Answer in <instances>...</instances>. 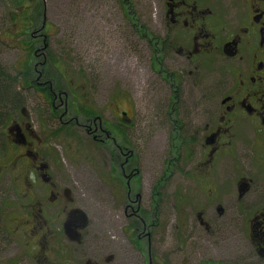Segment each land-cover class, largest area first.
Listing matches in <instances>:
<instances>
[{"label": "rangeland", "instance_id": "1", "mask_svg": "<svg viewBox=\"0 0 264 264\" xmlns=\"http://www.w3.org/2000/svg\"><path fill=\"white\" fill-rule=\"evenodd\" d=\"M26 2L29 10L24 13L17 0H0V138L9 124L28 127L35 153L74 193L76 207L86 217L90 244L95 246L104 228L111 245L107 247L115 250L119 264L121 258L123 264H147V245L151 264H260L250 254L246 221L248 208L262 201L258 194L264 176L246 168L252 163L249 157L235 161V168L227 163L212 184L211 177L203 182L194 176L195 167L200 169L199 147L173 140L169 79L154 73L149 36H140L151 32L153 0H126L124 5L123 0ZM164 57L170 68L183 66L184 60L172 53ZM36 72H41L39 83L52 79L60 90L87 93L96 113L117 100L134 117L135 126L125 129V138L138 170L137 219L122 216L129 201L110 172L115 166L113 142L94 145L89 122L80 119L76 125L70 120L67 126L66 118L59 121L58 108L50 115L32 86ZM197 74L202 75L197 86L195 76L180 75L182 94L172 116L187 136L203 130L214 109V78H207L205 70ZM101 115L112 121L109 112ZM239 175L253 181L243 201L237 200L234 184ZM131 223L138 225V234L151 233L150 241L134 237L138 242L131 244L124 235Z\"/></svg>", "mask_w": 264, "mask_h": 264}, {"label": "flooded vegetation", "instance_id": "2", "mask_svg": "<svg viewBox=\"0 0 264 264\" xmlns=\"http://www.w3.org/2000/svg\"><path fill=\"white\" fill-rule=\"evenodd\" d=\"M22 2L28 8L26 0ZM152 6L155 17L149 26L151 34L147 31L140 36H149L154 73L169 79L167 113L177 136L173 140L199 147L200 169L195 167L194 176L203 177V182L211 177L212 184L227 163L235 168V161L244 162L248 157L252 163L246 168L264 176V0H153ZM169 53L184 60L181 68L180 64L170 68L165 63L164 56ZM203 70L215 81L214 109L203 130L187 136L182 124L172 119L182 94L179 79L190 74L195 76L197 86L202 78L197 72ZM40 73L36 72L32 86L50 115L58 108L62 109L59 121L66 118L63 123L67 126L70 120L76 125L80 119L89 122L93 129L88 134L94 145L113 142L115 166L110 172L122 187L125 201H129L122 216L137 219L133 207L138 211L141 199L136 191L138 170L133 167L134 150L125 138V129L135 126L134 117H128L117 100L102 105L96 113L86 99L87 93L53 89L52 81L39 83ZM102 111L109 112L112 121L103 119ZM5 131L0 138V264H119L115 250L107 247L111 245L104 228L97 233L96 249L94 243L90 244L86 217L76 207L74 193L52 176L50 167L35 153L28 127L9 124ZM234 184L237 200L243 201L253 181L239 175ZM242 184L244 193L240 196ZM258 196L262 201L248 208L246 225L251 257L264 264V189ZM119 201V205L124 204ZM137 227L131 223L128 234L124 232L130 243L138 242L136 238L149 242L151 233L138 234ZM147 247V264H151Z\"/></svg>", "mask_w": 264, "mask_h": 264}, {"label": "trees", "instance_id": "3", "mask_svg": "<svg viewBox=\"0 0 264 264\" xmlns=\"http://www.w3.org/2000/svg\"><path fill=\"white\" fill-rule=\"evenodd\" d=\"M124 1H126V0H123V5H124ZM17 3L19 4L18 6L20 7V8H22L23 7V2H22V0H17ZM126 6H124V8H125ZM26 8V7H25ZM29 10V8H26L25 9V12L24 13H26L27 11ZM28 75H27V73H25V76L24 77H27ZM52 82H54L52 79H50ZM55 83V82H54ZM57 89L58 87H57V85L56 84H54L53 85V89ZM1 110V109H0Z\"/></svg>", "mask_w": 264, "mask_h": 264}, {"label": "water", "instance_id": "4", "mask_svg": "<svg viewBox=\"0 0 264 264\" xmlns=\"http://www.w3.org/2000/svg\"><path fill=\"white\" fill-rule=\"evenodd\" d=\"M243 193H244V186L242 184L241 187L239 188V194H240V196H242ZM218 212L220 213V209H218Z\"/></svg>", "mask_w": 264, "mask_h": 264}]
</instances>
